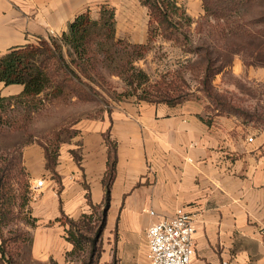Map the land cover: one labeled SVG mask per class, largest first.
<instances>
[{
    "label": "crops",
    "instance_id": "crops-1",
    "mask_svg": "<svg viewBox=\"0 0 264 264\" xmlns=\"http://www.w3.org/2000/svg\"><path fill=\"white\" fill-rule=\"evenodd\" d=\"M102 4L115 8L118 37L147 42L149 10L140 0H0V54L60 36L80 14L98 18ZM23 88L0 81L2 95ZM243 120L238 114L207 119L193 102L116 104L107 115L80 123L79 161L66 151L73 145L60 149L56 170L63 188L57 199L41 202L43 220L63 217L62 211L79 218L89 208L88 189L94 204L103 202L109 130L118 161L106 221L107 261L150 264V224L184 207L196 225L191 264H264V128ZM30 155L28 165L39 167L32 168L34 175L45 174L43 150ZM56 229L43 225L33 232L34 257L50 255Z\"/></svg>",
    "mask_w": 264,
    "mask_h": 264
},
{
    "label": "rangeland",
    "instance_id": "rangeland-1",
    "mask_svg": "<svg viewBox=\"0 0 264 264\" xmlns=\"http://www.w3.org/2000/svg\"><path fill=\"white\" fill-rule=\"evenodd\" d=\"M215 1L166 0L168 11L177 21L170 38L155 21H151L149 14L151 25L147 45L139 49L142 55L133 62L137 77L130 79L126 72L120 73L121 66H117V61H101L97 69L89 71L93 79L77 70L88 85L75 81L65 89L51 88L41 93L35 105L13 99L4 112L0 110L3 115L0 153L3 151L11 157L12 147H19L24 167L11 182L13 191L20 195L15 207L20 217L5 227L6 234L17 229L26 233L18 240V246L12 247L18 264H114L112 260L107 261L106 226L98 229L103 202L98 204L92 218L94 230L85 232L91 240L85 241L84 249L70 252L65 242L64 218L43 220L40 207L43 199L58 198L63 188L62 176H54L49 169L45 174L41 173L42 176H35L32 168L39 167L28 165L27 161L29 154L32 156L40 149L45 153V147L52 160L55 152L59 151L60 155V149L67 145H73L66 151L69 150L75 160L81 158L83 132L80 123L101 118L116 104L125 101H149L147 96L169 87L171 93L184 96L180 103L193 102L207 119L225 113L238 114L244 118V123H250L249 116H254L253 124L264 128V0L229 2L235 7L234 12L219 16L206 13L204 6L205 2L212 5ZM118 48L125 50V44ZM119 56L121 63L125 56L121 53ZM215 61L216 66L222 64L223 67L207 78L204 67H215ZM140 70L146 76H141ZM11 84L24 86L18 82L6 85ZM72 87L81 97L72 91ZM39 179H44V186L33 197L30 186ZM51 185L53 190L48 189ZM91 211L89 207L87 213ZM43 225L57 227L56 235L51 238L53 250L50 255L37 259L32 253L33 232ZM93 239L96 248L92 254Z\"/></svg>",
    "mask_w": 264,
    "mask_h": 264
},
{
    "label": "trees",
    "instance_id": "trees-1",
    "mask_svg": "<svg viewBox=\"0 0 264 264\" xmlns=\"http://www.w3.org/2000/svg\"><path fill=\"white\" fill-rule=\"evenodd\" d=\"M142 4L149 8L151 21H155L161 31L168 38L174 35L177 27V21L168 11L166 0H140ZM243 2L244 0H216L212 5L205 2L206 13H212L214 16L231 15L235 7L229 5V2ZM229 11L228 13H222ZM149 30L150 33V25ZM149 38V36H148ZM125 44V50L118 48V45ZM147 43H134L120 39L116 35V16L115 8L110 4L100 6V16L93 18L88 12L78 15L68 25L60 36H49L41 38L38 42L28 43L26 45L13 47L7 52L0 54V81L6 84L22 83L23 90L16 95L4 96L0 94V110L4 112L11 100L15 99L18 103L26 105H35L37 97L41 93L47 92L48 89L58 87L65 89L73 82L86 84L81 79L77 70L86 74L88 78L93 79L89 71L97 69L101 61H117L121 66V71L127 73L130 79L137 77L136 69L133 65L135 59L139 58L142 53L139 49L146 47ZM126 47H130L127 49ZM123 54L125 59L120 61L119 54ZM206 65L204 67L205 76L208 78L214 72L222 69L223 65L216 66ZM141 76H146L143 71H138ZM99 74V73H98ZM78 97L81 94L71 88ZM184 96L178 93H171L168 90L158 89L146 99L152 102H166L169 105H176L182 102ZM29 105V106H30ZM226 114V113H225ZM249 116V119H255ZM258 119V118H257ZM3 123V115L0 112V128ZM104 138L108 145L107 169L103 177L104 199L103 209L98 216L100 222L98 229H104L107 221V213L110 206L112 185L117 172V145L110 137L109 130L104 132ZM11 157L8 153H0V264H18L15 259L12 247L18 244V240L26 236L23 230L18 229L15 232L5 233V227L10 225L19 216L15 207L18 194L13 191L12 178L18 176L24 170L21 165V156L19 147L14 146L11 149ZM45 147L46 168L53 172L54 176L59 177L56 170L57 158L59 151L55 152L52 157ZM81 158H76L79 161ZM88 188V185H87ZM91 213L84 212L77 219L69 217L62 211L66 227V239L73 244L70 252L84 249L85 241L91 240L86 237L87 230L93 231L91 226L93 216L96 213L98 204H94L88 189L86 193ZM33 240V239H32ZM94 239L92 242L91 253L95 251ZM18 246V245H16Z\"/></svg>",
    "mask_w": 264,
    "mask_h": 264
},
{
    "label": "built area",
    "instance_id": "built-area-1",
    "mask_svg": "<svg viewBox=\"0 0 264 264\" xmlns=\"http://www.w3.org/2000/svg\"><path fill=\"white\" fill-rule=\"evenodd\" d=\"M248 140H253L252 136ZM44 179L31 183L33 197L41 191ZM154 214V211H151ZM194 215L178 207L170 216L153 221L147 232V257L150 264H191L195 252Z\"/></svg>",
    "mask_w": 264,
    "mask_h": 264
}]
</instances>
